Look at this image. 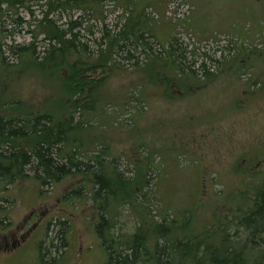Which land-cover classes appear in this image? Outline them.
I'll return each instance as SVG.
<instances>
[{
	"label": "trees",
	"instance_id": "16d2710c",
	"mask_svg": "<svg viewBox=\"0 0 264 264\" xmlns=\"http://www.w3.org/2000/svg\"><path fill=\"white\" fill-rule=\"evenodd\" d=\"M111 4L112 10L122 8L119 20L112 29L104 23L100 37L92 39L96 45L92 52L83 31L93 35L88 20H104L106 5ZM161 5V0H0V91L9 89L10 95L21 99L14 89L34 78L64 96L56 112L36 110L29 99L25 106L20 100L4 102L0 93V203L10 201L11 187L30 179L38 180L41 192L47 184L72 185L64 192V201L82 203L81 211L91 220L89 226L105 254L104 264H264V134L244 142L233 125L225 137L213 142L219 151H226L220 157L215 147L198 141L208 138L212 130L192 128L205 120L208 125L207 119L200 120L196 111L197 117H191L185 109L156 116L154 140L138 145L133 139L129 148L119 152H114L108 137L95 135L104 125V121L92 124L94 116L104 111L101 104L108 102L101 97L105 83L116 70L128 72L119 65L118 56L134 63L132 82L140 92L133 101L138 106H150L146 90L154 88L170 109L175 101L199 97L222 76L242 84L231 91L235 97L249 100L264 89V6L240 14L244 23H250V31L260 33L261 48L245 47L244 26H231L230 32L240 33L234 40L237 52L222 54V60L213 55L206 57L209 61H199L175 33L167 39L158 35L165 23L175 29L183 21L165 18V12L152 16L148 8L158 10ZM20 11L27 12L29 19L20 17ZM9 20L25 21L32 42L7 44L4 38L17 30L7 28ZM189 28L193 30L194 25ZM143 119L145 115L134 120L140 124ZM166 127L173 130L172 136H167ZM156 142L170 143L172 148L163 154ZM237 152L243 157L252 153L248 162L239 157L230 163V172L239 182L230 191H215L214 205L209 207L203 200V185L208 180L217 183L221 176L217 164L229 162ZM180 160L200 172L194 178L200 177L201 184L184 191L188 192L186 204L181 200L166 207L157 197L155 178L163 183L169 174L166 165L175 163L182 168ZM121 161L126 162L125 169ZM57 218L55 237L61 243L54 245L56 250L67 246L64 234L69 228L65 227L71 219L66 215ZM53 244L39 245L44 248L43 263L49 262Z\"/></svg>",
	"mask_w": 264,
	"mask_h": 264
},
{
	"label": "rangeland",
	"instance_id": "374dc122",
	"mask_svg": "<svg viewBox=\"0 0 264 264\" xmlns=\"http://www.w3.org/2000/svg\"><path fill=\"white\" fill-rule=\"evenodd\" d=\"M161 2L162 5L158 7V10L154 7L148 8L152 16L157 18L161 12H165V18L170 19L173 17L177 21H183H179L181 26L175 29L174 27L172 29L171 27L168 28V24L165 23L158 28V35L163 39H167L172 33H175V36L179 38L183 46L188 47L187 49L189 51L194 52V55L192 54L191 56L194 58L198 57L199 61H209L207 58L213 55L217 58L221 57L219 59L222 60L223 55H232L237 52L234 40L238 39L237 35L240 33L237 30L230 32L229 29L231 26H235L237 29L240 28V25L244 26L243 31L248 36L247 39L242 38L245 47H262L260 33L254 30L250 31V23H244L240 14L242 11H246V9L247 11L262 9L264 0H172L168 4H166L167 0H161ZM34 9L37 11V7ZM106 9L108 11L105 13L104 20L100 21L94 18L88 20L90 22L89 25L93 24L91 27L94 33L93 35L88 30L83 31V33H87L83 40L88 39V46L92 52L96 49L95 42L92 39L100 37L104 23L108 28L112 29L118 22L119 14L122 10L121 7L112 10V4L106 5ZM77 14L79 15L80 13ZM19 16L25 21L30 17L25 11H20ZM246 18H250L249 13H247ZM86 19H83L85 25L87 24ZM25 21H20L21 23L18 24L15 21L9 20L7 28L9 30H17L14 31V34H7V37L4 38L7 44H29L32 42ZM191 24L194 25L193 30L189 28ZM196 24L198 26H195ZM152 41L157 47L158 45L155 44L154 39ZM37 46L39 50L42 48L39 45ZM187 55L189 56L190 54L187 53ZM191 56H189V59ZM117 59L119 65L126 67L128 72L116 70L105 83L101 97L108 99V102L105 105L103 103L101 104L102 107H105L104 111L102 113L100 111V113L94 116L95 121L92 124L95 125L97 121H104V125L95 130V135L99 139L108 137L114 152L129 148L131 146L130 142L133 139H135L133 142L137 141L138 145L142 143L146 144L148 140H154L157 135L156 122H158V119L156 116L159 117L163 114H169L174 110L183 111L186 109L189 114L192 113L191 117H197L198 114L200 120L207 119L208 125H205V120L198 122L192 128L193 130H199L207 127L205 131H209V129L215 131L214 133L212 131L209 132L208 138L203 139L199 137L198 141H206L208 143L207 146L215 147L216 152L221 153L219 154L220 157H224L226 151H219L217 144L214 146L213 142L217 141L219 137H225L233 125H236L237 134H242V141L246 139L248 142V138H252L253 136L258 137L257 135L264 134V89H259L258 92L256 91L252 99L250 98L249 100L246 96L243 98L235 97L234 91L233 93L231 91L233 88L240 89L242 84H238L235 80L227 81V79H222V76L221 79L214 82L215 86L200 94L199 97L184 101H175L170 109H167V105L161 97L162 95L158 94V91L154 88L146 90L150 96V106L147 107L143 104L138 106L136 105L138 103L133 101V97H136L140 92L137 88L138 85L132 82L135 79L133 72H131L134 63L124 60L119 56ZM221 75L224 74L222 73ZM231 77L234 78L233 75ZM14 90H18V94L22 96L21 99L10 95V90L7 89L0 91L4 96L2 101L8 103L13 100H20L23 106H25L24 102L29 99L28 103L32 104L34 109L43 111L50 108L58 112L61 108L58 103L64 97L60 91H51L41 80L34 78L22 81ZM195 105L199 106L196 107ZM233 105H237L238 107L232 108ZM241 105L243 107H240ZM244 105H246L245 108ZM136 106L138 107L135 108ZM194 111L197 114L193 113ZM210 114L214 116L207 117ZM142 115H145L146 119H143L140 124H137L134 119L139 120ZM76 117H78V114ZM132 121L136 124L132 125L130 123ZM179 125H184V123ZM211 125H214L215 128ZM189 126L187 127L189 128ZM165 129L167 130V136L173 135L174 132L171 128L166 127ZM155 146L163 154L168 152L170 146L172 148L170 143L163 145L161 142H156ZM80 151L84 152V149ZM251 154L249 153L247 155L251 156ZM248 156L243 157L240 152L230 155L229 162L227 160L226 162L217 164L221 172L218 182L214 183L208 180L205 184L202 183L204 184L203 198L206 196L205 199H202L204 202L207 201L209 203V207L214 205L213 202L216 198L215 191L220 189L230 191L233 189L232 184L239 182L233 176V173L230 172V163L233 160L236 162L239 160V157H243L248 162ZM223 160H226V158ZM180 162L182 168H178L175 163L166 165L165 171L169 174L163 179V183L161 178L154 176L158 182L156 188L159 195L157 197L163 202V206L171 207L174 203L180 202L181 200L186 204L187 202L185 200L188 201V197L185 196H188V192L184 191L190 188L198 189L200 187L201 178H198V176L194 178L195 173L200 174V172L195 171L196 169L189 166L185 160H180ZM206 164L208 165V163ZM119 165L122 169L127 167L124 161H121ZM174 181H176L175 185L173 184ZM176 184L180 188L178 194L176 193ZM71 186H68V183L60 185L47 184L42 186L41 192L38 180L30 179L28 182H23L10 188V201L0 203V237L10 234H13L15 237V249L11 252L10 256L1 254V257L6 258L5 261L7 263L104 264L105 254L96 234L93 232L92 227L89 226L91 220L86 218L85 211H81L82 203L75 205V202L73 204L71 201H64L63 194L67 189L70 190ZM41 211H44L45 214L40 216L38 213ZM33 212L34 214L37 213V216H34L37 225L29 232L28 238L25 237L21 241V243L23 242L22 244H17L21 234L32 223L30 221V215H33ZM208 214L207 210L205 212L206 217ZM64 215L71 218L65 227L66 229L69 228L64 234L67 236V246H59L56 250L54 245H60L61 243V239L55 237L57 232V217ZM51 241L54 243L50 248L49 255L51 257L49 258V262L43 263L41 256L44 248L40 249L39 245L43 244L44 247H49Z\"/></svg>",
	"mask_w": 264,
	"mask_h": 264
},
{
	"label": "flooded vegetation",
	"instance_id": "af4514ba",
	"mask_svg": "<svg viewBox=\"0 0 264 264\" xmlns=\"http://www.w3.org/2000/svg\"><path fill=\"white\" fill-rule=\"evenodd\" d=\"M7 196H9V194ZM58 200H60V199H58ZM38 214L41 216V215L45 214V212L41 211ZM34 216H37V213L34 214V212H33V215H30V218H31L30 221H32V223L30 225H28V227L25 229L24 233L21 234L20 239L18 240L17 244L21 243V241L24 240L25 237L28 238L29 232L36 227L37 222L34 220ZM14 249H15V237L13 236V234L0 237V264H10V262L7 263V261H5V259H6L5 257H1V254H6V255L10 256L11 252L14 251Z\"/></svg>",
	"mask_w": 264,
	"mask_h": 264
}]
</instances>
